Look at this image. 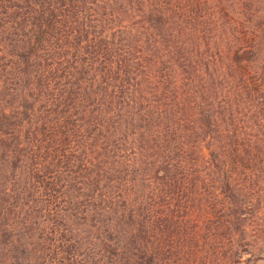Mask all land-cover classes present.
Wrapping results in <instances>:
<instances>
[{
    "label": "trees",
    "instance_id": "trees-1",
    "mask_svg": "<svg viewBox=\"0 0 264 264\" xmlns=\"http://www.w3.org/2000/svg\"><path fill=\"white\" fill-rule=\"evenodd\" d=\"M0 264H264V0H0Z\"/></svg>",
    "mask_w": 264,
    "mask_h": 264
}]
</instances>
